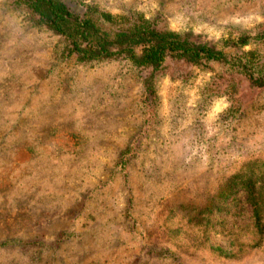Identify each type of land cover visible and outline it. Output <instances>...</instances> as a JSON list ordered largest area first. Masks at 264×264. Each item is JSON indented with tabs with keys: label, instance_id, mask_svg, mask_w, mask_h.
Wrapping results in <instances>:
<instances>
[{
	"label": "rangeland",
	"instance_id": "rangeland-1",
	"mask_svg": "<svg viewBox=\"0 0 264 264\" xmlns=\"http://www.w3.org/2000/svg\"><path fill=\"white\" fill-rule=\"evenodd\" d=\"M67 1L235 58L264 41V0ZM0 264H264V87L221 60L82 59L0 0Z\"/></svg>",
	"mask_w": 264,
	"mask_h": 264
},
{
	"label": "trees",
	"instance_id": "trees-1",
	"mask_svg": "<svg viewBox=\"0 0 264 264\" xmlns=\"http://www.w3.org/2000/svg\"><path fill=\"white\" fill-rule=\"evenodd\" d=\"M22 1L54 32L65 36L71 44V50L82 59L125 55L135 64L154 68L168 57L191 62L221 60L242 73L251 84L264 87V69L259 67V63H254L261 59L257 55L264 41L235 58L237 54L234 57L232 54L227 55L215 50L212 45L196 43L173 30H158L141 13L127 22L119 21L125 19L122 15H112L94 3H87L84 11L78 14L67 0ZM236 59L239 61L236 62Z\"/></svg>",
	"mask_w": 264,
	"mask_h": 264
}]
</instances>
